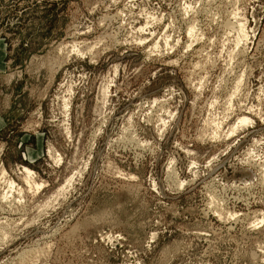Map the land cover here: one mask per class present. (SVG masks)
I'll list each match as a JSON object with an SVG mask.
<instances>
[{
  "label": "rangeland",
  "instance_id": "1",
  "mask_svg": "<svg viewBox=\"0 0 264 264\" xmlns=\"http://www.w3.org/2000/svg\"><path fill=\"white\" fill-rule=\"evenodd\" d=\"M0 264H264V0H0Z\"/></svg>",
  "mask_w": 264,
  "mask_h": 264
},
{
  "label": "bare ground",
  "instance_id": "2",
  "mask_svg": "<svg viewBox=\"0 0 264 264\" xmlns=\"http://www.w3.org/2000/svg\"><path fill=\"white\" fill-rule=\"evenodd\" d=\"M242 122H247V119H243ZM28 174H30L29 171H27ZM3 176V175H2Z\"/></svg>",
  "mask_w": 264,
  "mask_h": 264
}]
</instances>
